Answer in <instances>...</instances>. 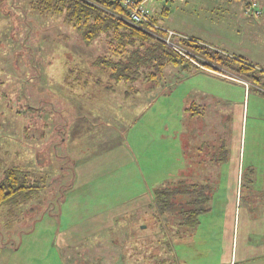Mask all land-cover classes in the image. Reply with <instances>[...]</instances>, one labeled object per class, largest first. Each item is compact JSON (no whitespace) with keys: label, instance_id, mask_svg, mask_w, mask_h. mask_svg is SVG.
<instances>
[{"label":"rangeland","instance_id":"1","mask_svg":"<svg viewBox=\"0 0 264 264\" xmlns=\"http://www.w3.org/2000/svg\"><path fill=\"white\" fill-rule=\"evenodd\" d=\"M33 1L0 0V180L12 166L41 180L27 206L0 207V264H215L225 207L249 218L239 244L262 241L253 233V219L264 223V195L256 190L264 186L258 87L225 70L241 82L166 65L154 87L140 78L110 88L113 81L93 65L101 55L116 59L106 37L87 45ZM258 1L259 17L244 14V0L145 5L159 23L203 28L219 52L264 71ZM174 126L208 142L203 159L187 163V180L221 189L190 234L174 211L155 219L148 205L155 188L177 177ZM181 142L188 150L187 138Z\"/></svg>","mask_w":264,"mask_h":264},{"label":"trees","instance_id":"2","mask_svg":"<svg viewBox=\"0 0 264 264\" xmlns=\"http://www.w3.org/2000/svg\"><path fill=\"white\" fill-rule=\"evenodd\" d=\"M32 7L42 13L61 16L87 45L100 36L106 37L116 59L101 55L93 65L103 69L113 81L110 88L120 81L133 82L140 78L154 87L166 65L194 64L202 69L234 73L258 87L264 97V71L242 57L226 55L193 39L178 40L176 44L183 49L180 53L164 41L165 32L156 27L150 14L149 21L141 25L128 22L127 9L118 0H34ZM40 181L30 178L28 171L19 166L7 167L0 180V207L27 206L40 188ZM212 192L209 185L171 181L154 189L152 205L151 202L148 205L155 207V219L174 211V216L179 219L178 225L190 234L197 227L199 216L209 209L206 205Z\"/></svg>","mask_w":264,"mask_h":264},{"label":"crops","instance_id":"3","mask_svg":"<svg viewBox=\"0 0 264 264\" xmlns=\"http://www.w3.org/2000/svg\"><path fill=\"white\" fill-rule=\"evenodd\" d=\"M147 1L148 0H146L144 4H146ZM171 1L183 2L185 0H171ZM215 2H217V1H215ZM258 3L261 6V3L260 2H258ZM244 5H245V0L243 2V6H242L243 8H244ZM162 12H163V14H165V18H166L168 16L169 12H167L165 10ZM170 14H172V12ZM152 15H153V13L150 14V16H152ZM152 17L155 19L156 27L163 30L164 32L169 31V32L173 33L174 37H177V42L179 39H193V40L198 41L201 44L203 43V44H206L210 47L213 46L208 40H206L207 39L206 37H208V33L206 31H204L203 28L196 31L195 27H193L192 29L190 28L191 26L188 28L179 27V25L177 23H174L171 26H167L165 21H162L161 23H159L157 17H155V16H152ZM214 47H216V46H213V48ZM218 51H220V50H218ZM173 66L174 67H180L182 70L191 69L192 67H194L195 69L202 70V71H211V72L213 71L211 69H202L198 66H195L194 64H192V66H187L184 64H178V65H173ZM172 73H173V71H172ZM218 74L223 76V77L229 76V78H231L233 81H236L229 74H226V73L220 74V72ZM236 82H238V81H236ZM178 88H179V85L177 82L171 92L173 93L174 90H178ZM151 89H153V88L149 87V89H145V90L149 91ZM195 106H196V103L193 102L192 106L190 108L195 107ZM240 113H242V112H240ZM174 128L175 129L172 132V136L170 137L171 141L173 140L172 143H175V147L173 148V154H175L176 158H177V160H175L177 162V177L175 176L176 180H174V181L185 180L188 182H194V181L187 180L186 174H185L189 170L188 165H189V163H191L190 158L192 156H197L198 158L203 159L201 156L203 152H201V151H203L204 147H205V149L207 148L208 142L207 143H205L204 141H201L199 143L193 142V138L191 136L190 130L184 129V127L182 129L179 126H174ZM182 136L187 138L188 150L186 149V147L184 148V144L181 142ZM191 151H193L194 154H192ZM187 157H189L188 160H186ZM224 161H226L225 157H224ZM187 163H188V165H187ZM192 171L193 170L191 169L190 173ZM181 173H183L185 175L184 179H180L179 175ZM194 183H196V182H194ZM197 183L202 184V185H209V184H206L204 182H197ZM209 186H211V185H209ZM211 188L213 189L212 186H211ZM257 188L258 189H256V190L260 191V193L264 195V186H260ZM220 191H221L220 188H214L213 192H212V196H215V194H218ZM228 191H229V189H228ZM228 191L225 195H228L230 193ZM230 195H232V197L234 195L236 196L237 190L235 191L233 189ZM229 211H230V214L228 213ZM223 212H224L223 220L220 223L221 233L219 234V242H220L219 245L220 246L217 248L220 253H219V258L217 259L218 262H216L215 264H264V239L262 241H256V242L251 241V243H249L250 241H248V240H245L244 242L241 240V244H239L240 225L242 224L244 226V225H247V223H249L248 216L245 215L242 218L243 220H241L240 215H239V211L237 214V212H235L233 207H230V208L225 207ZM253 221L258 223V226L256 227L257 230H256V232H253V233L254 234L261 233V235L264 236V223L262 221H258L256 219H253ZM253 226H255V224H253ZM249 233L250 232H248V231L247 232L243 231L244 235L245 234L248 235ZM235 239H236V241H235Z\"/></svg>","mask_w":264,"mask_h":264},{"label":"built area","instance_id":"4","mask_svg":"<svg viewBox=\"0 0 264 264\" xmlns=\"http://www.w3.org/2000/svg\"><path fill=\"white\" fill-rule=\"evenodd\" d=\"M123 7L127 9L128 22L141 25L143 22H148L149 10L145 6L146 0H118ZM243 12L246 16L259 17L262 15V8L258 3V0H245ZM171 32H167L164 36V41L171 46L174 50L183 53V49L176 43L171 42ZM200 67V66H199ZM234 80L241 82L240 79L232 77Z\"/></svg>","mask_w":264,"mask_h":264}]
</instances>
